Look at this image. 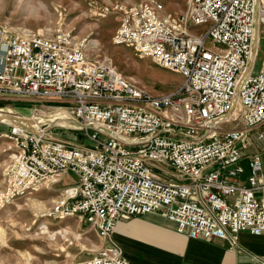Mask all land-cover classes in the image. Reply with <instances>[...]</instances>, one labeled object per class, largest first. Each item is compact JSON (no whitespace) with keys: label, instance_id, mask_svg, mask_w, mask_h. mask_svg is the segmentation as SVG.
Returning a JSON list of instances; mask_svg holds the SVG:
<instances>
[{"label":"built area","instance_id":"1","mask_svg":"<svg viewBox=\"0 0 264 264\" xmlns=\"http://www.w3.org/2000/svg\"><path fill=\"white\" fill-rule=\"evenodd\" d=\"M111 10L119 16L112 44L178 72L182 82L154 95L95 53L93 38L62 26L0 28V90L71 104L94 144L54 137L50 125L12 124L20 152L4 171L6 197L72 172L76 179L44 214H78L102 238L119 219L151 211L191 238L236 244L242 231L264 235L262 153H245L264 138V58L252 73L264 0H186L180 11L142 0ZM72 264L133 263L107 244Z\"/></svg>","mask_w":264,"mask_h":264},{"label":"rangeland","instance_id":"2","mask_svg":"<svg viewBox=\"0 0 264 264\" xmlns=\"http://www.w3.org/2000/svg\"><path fill=\"white\" fill-rule=\"evenodd\" d=\"M138 1L142 0H0V28L14 34L21 31V34H25L62 26L77 37L98 39L99 49L95 53L109 56L117 71L131 83L154 95L167 94L182 82L178 72L156 65L150 58L139 56L127 46H117L111 42L119 18L111 9L118 3ZM159 1L162 2L163 11H180L186 5V0ZM30 8H33L32 12ZM259 29L261 36L252 67L253 74L258 73L264 58V21ZM190 30L200 33L202 26L192 25ZM70 105L58 99L43 100L0 90V264H72L87 258L102 246V237L96 228L80 219L78 214L61 218L44 214L55 201L64 197V189L76 179L74 173L62 174L52 182L45 180L26 195L12 198L5 195L4 171L20 152L17 141L10 134L12 124L21 123L29 129L50 125L49 130L54 137L94 145L77 128L78 123L70 113ZM233 125L226 123L223 127ZM258 151L262 153L264 167V138L250 142L245 153ZM33 197L44 203V210L31 208L29 198ZM242 241L247 245L252 244L245 239ZM246 247H249V251L264 255V239Z\"/></svg>","mask_w":264,"mask_h":264},{"label":"crops","instance_id":"3","mask_svg":"<svg viewBox=\"0 0 264 264\" xmlns=\"http://www.w3.org/2000/svg\"><path fill=\"white\" fill-rule=\"evenodd\" d=\"M261 236L242 231L236 244L222 238H191L177 232L174 221L159 211H151L119 219L111 235L101 238L100 244L117 245L133 264H258L264 255L249 251L246 246L264 239ZM242 239L252 244L247 245Z\"/></svg>","mask_w":264,"mask_h":264},{"label":"bare ground","instance_id":"4","mask_svg":"<svg viewBox=\"0 0 264 264\" xmlns=\"http://www.w3.org/2000/svg\"><path fill=\"white\" fill-rule=\"evenodd\" d=\"M39 3V2H38ZM29 4V3H28ZM31 5H33V4H31ZM28 7H31V6H28ZM30 11L32 12L33 11V8H30ZM18 29V28H17ZM20 29V28H19ZM21 30V29H20ZM24 30V29H23ZM45 30H49V29H45ZM22 32V31H21ZM20 32V33H21ZM23 33H25L24 31H23ZM90 43H92L91 44V47L92 48H94V49H99L98 48V46H99V42H98V39H92L91 40V42ZM133 79V78H132ZM4 135H5V133H3ZM2 134V135H3ZM63 193H64V191H63ZM25 200H26V198H25ZM27 205V204H26ZM29 205L31 206V208L32 209H34V210H44V203L41 201V200H39V199H37V198H29ZM17 207V206H16Z\"/></svg>","mask_w":264,"mask_h":264},{"label":"water","instance_id":"5","mask_svg":"<svg viewBox=\"0 0 264 264\" xmlns=\"http://www.w3.org/2000/svg\"><path fill=\"white\" fill-rule=\"evenodd\" d=\"M225 245H227V244L225 243Z\"/></svg>","mask_w":264,"mask_h":264}]
</instances>
